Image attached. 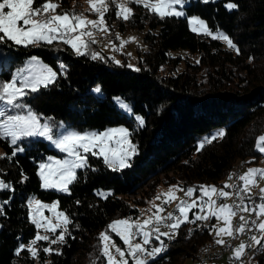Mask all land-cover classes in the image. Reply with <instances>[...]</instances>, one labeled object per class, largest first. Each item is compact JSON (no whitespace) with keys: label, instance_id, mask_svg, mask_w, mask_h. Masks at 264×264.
<instances>
[{"label":"trees","instance_id":"obj_1","mask_svg":"<svg viewBox=\"0 0 264 264\" xmlns=\"http://www.w3.org/2000/svg\"><path fill=\"white\" fill-rule=\"evenodd\" d=\"M83 1L59 0L57 10L92 13L86 7L82 11ZM228 3L238 7L229 9ZM128 6L132 14L124 20L116 15V3H109L105 23L109 30L122 32L145 28V47L136 48L135 66L128 64L125 53L115 59L96 42L85 50L86 55H77L59 39L27 47L0 43V80L10 79L14 67L30 55L40 56L59 73L55 83L22 98L40 119L51 118L49 122L76 130H102L121 123L136 147L131 166L117 171L105 165L103 157L88 154V166L76 170L77 180L68 194L41 187L39 162L56 153L43 138H22L17 145L0 139V179L11 184V189L0 190V264H106L100 233L106 231L123 245L107 225L135 215L159 182H180L196 189L197 195L199 186L220 183L236 163L260 155L255 138L264 127V0H189L185 15L164 18L142 4ZM191 15L204 20L213 32L227 34L239 51L221 39L193 31L187 19ZM92 52L102 58L92 59ZM61 63L65 70L59 68ZM97 87L100 94L94 92ZM117 96L129 105L130 114L117 103ZM219 130H224L223 138L199 148L205 137ZM17 146L23 151L9 160L5 154L11 155ZM98 191L110 194L105 199ZM31 196L58 201L71 220L64 243L50 244L61 228L46 233L49 241L37 242V258L27 249L16 254L19 245H27L36 233L27 206ZM209 232V228L197 229L194 237L176 232L167 258L160 253L149 264L194 259ZM45 247L54 251L44 253ZM258 258L264 264V251ZM128 264H133L130 256Z\"/></svg>","mask_w":264,"mask_h":264},{"label":"snow or ice","instance_id":"obj_2","mask_svg":"<svg viewBox=\"0 0 264 264\" xmlns=\"http://www.w3.org/2000/svg\"><path fill=\"white\" fill-rule=\"evenodd\" d=\"M203 2L208 3L210 0H203ZM88 3L91 10L97 14L98 20L87 19L82 13L71 10L58 12L57 9L60 8L59 0H0V34H2L0 35V43L11 41L15 45L27 47L29 45H40L41 42L51 44L54 40L59 39L64 44L71 45L77 55H86L85 50L89 49L92 43H95V40L92 39L93 32L91 29L108 30L105 24V13L109 10V3H116L119 9L116 15L124 20L130 19L132 14V9L127 6L128 3L142 4L161 18L185 15L183 11H178L175 8L176 5H182L184 0H119L118 3L117 0H88ZM225 6L229 9L238 7L234 3H228ZM189 23L199 25V29L205 35L211 36L212 39H222L229 48L236 49V45L227 34L219 30L214 33L208 28L205 21L199 17H191ZM89 26H91V29H89ZM192 30L198 31L195 26ZM84 37L89 39L85 40ZM116 38L119 39V34ZM130 39L134 40L135 38ZM123 43H126V41H122ZM91 58L98 59L102 57L98 52H92ZM30 59L35 63L29 76L22 77L21 74L24 69L17 68L10 79L0 80V102H2L0 104V117L4 118L0 120V139L10 138V143L17 145V142L22 138L41 137L49 141L59 152L65 153L69 157L49 156L47 157L49 163L41 162L39 164L38 175L42 181L41 187L71 194L69 186L77 180L76 170L88 166V154L103 157L104 164L113 171L130 167V156L135 154L136 147L128 139L129 131L127 128H109L104 132L77 131L66 129L62 123L49 122L51 118L41 123L39 115L23 103L22 98L29 95V92H38L41 87L47 88L50 84L55 83L59 73L53 70L52 67L40 63L35 56ZM59 68L65 70L66 65L61 63ZM94 92L100 94L101 89L97 87ZM116 99L119 101V98ZM120 106L127 111H131L129 106L122 101H120ZM25 109H27L26 114H22L21 110ZM12 110L17 111H15V114H10ZM136 119L143 124L142 118L137 117ZM224 135V130H219L210 137H205L200 142L199 148H202L205 142L211 143L217 138H223ZM255 146L258 151L264 153V134L257 137ZM94 149H98V152ZM17 151H23V149L17 146L11 155L5 154V156L11 160ZM21 175H23V172H21ZM232 175H229V180L232 179ZM257 177L264 179V169L250 167L238 176V180L242 182L240 185L225 184L222 188L211 185L199 186L202 196L207 197V200L202 201L199 205H197L196 200H193L191 204L180 201L177 205L179 215L170 212L167 216H161L160 213L164 210L163 207L153 205L156 211L143 222L132 221L131 218L116 219L107 225V229L115 233L127 246V253L132 258L133 264H149V260H154L157 255L165 250V243L160 237L174 238L182 224L211 221L212 218H216L218 221L222 220L223 227L217 228L215 224L210 226L212 230H215L217 237L215 243L222 246H231L229 241L223 239L224 236L236 238L238 233H244L246 230L251 231L254 227L261 235H252L250 237L251 244L241 241L239 245L233 248L235 260H241L246 248L252 245L264 247V188L260 189V203L252 200L250 195L247 197L251 201L252 207L244 204L245 196L241 195V193L251 192V187L257 185ZM177 187L172 186L168 193L163 194L164 204L176 199L173 190ZM225 188L235 189V195L239 197L241 202L239 205L217 203L218 199H227L233 195V192L225 191ZM4 189H11V184L0 179V190ZM179 190L184 191L185 195L189 197L196 192V189L192 187ZM97 194L106 199L110 193L105 194L98 191ZM214 195L217 199H213ZM156 199H161V194H158ZM3 203H7V201ZM58 203V201H54L51 205H48L36 200L34 197H30L27 205L30 209H33L31 222L38 229L44 227L51 233H55L58 228L63 229L59 236L50 240V244L64 243L65 234L67 233L66 226L71 223L69 216L63 211L55 213L57 219L55 224L40 215V210L55 208ZM195 207H199L200 212L204 214L197 213L194 220H189L188 212ZM205 208H207V212H205ZM235 208H240L241 211L248 212L249 215L255 213L256 219L251 221V226L248 219L243 215L240 216L242 223L239 225L232 224V218L237 215ZM2 211L3 206L0 204V213ZM161 225L166 227L167 231L161 232ZM204 226L209 227L208 224ZM68 234L70 235V233ZM136 236H142V241L132 243L133 238ZM153 237L160 241V246L152 247L149 250L146 246L151 243ZM42 240L49 241V236L37 233L27 245L21 243L16 254L19 255L22 250L27 249L33 258H37L39 249L34 245ZM99 240L103 244L102 255L107 259V264H128L125 251L112 240L106 231L100 233ZM112 249L118 254L119 259L113 254ZM52 251L54 250L51 247L43 248L44 253H51Z\"/></svg>","mask_w":264,"mask_h":264},{"label":"rangeland","instance_id":"obj_3","mask_svg":"<svg viewBox=\"0 0 264 264\" xmlns=\"http://www.w3.org/2000/svg\"><path fill=\"white\" fill-rule=\"evenodd\" d=\"M119 2V0H117V3ZM189 2V0H184V3L182 4V5H176L175 6V8H176V10H178V11H183L184 13H185V11H184V5L186 4V3H188ZM82 6H84V7H80L81 9H82V11L84 10L83 8H87V9H89L92 13H85V14H83L87 19H90V20H98V16H97V14L96 13H94L92 10H91V7H90V5H89V3H88V0H86V1H83L82 2ZM127 6H128V4H127ZM129 7V6H128ZM58 11V10H57ZM59 12V11H58ZM85 12V11H84ZM193 16H195V17H198L197 15H191V16H188L187 17V19H188V23H189V20L191 19V17H193ZM200 18V17H199ZM201 19V18H200ZM204 21V20H203ZM106 24V23H105ZM189 25L191 26V28H193L194 26L195 27H197V29H198V31L199 32H201V33H203V31L202 30H200L199 29V25H192V24H190L189 23ZM108 25L106 24V27H107ZM103 27V26H102ZM89 29H91V26H89ZM107 29L108 30H95V29H91L92 30V32H93V36H92V39H94L95 40V42H96V44H97V46L98 47H100V48H102L103 50H106L108 53H110L115 59H119L120 58V54L121 53H125L127 56H128V64L129 65H131V66H135L136 65V63H137V53H136V48H144L145 47V42H144V40H143V34H144V30H145V28H143V29H140V28H137V29H132V30H129V31H127V32H122V31H119V30H109V28L107 27ZM216 31H214V33H215ZM222 32V31H221ZM224 33V32H223ZM117 34H119V39H117L116 38V36H117ZM204 34V33H203ZM135 38L134 40H132V39H130V38ZM84 39H85V37H84ZM222 40V39H221ZM122 41H126V43H123L122 44ZM223 42H224V44H227L224 40H222ZM33 56H35V57H37L38 58V61L40 62V63H43V64H46V65H48V66H50V67H52L49 63H47V62H45L40 56H38V55H30V56H28L22 63H20V64H18V65H16L15 67H14V69H13V72H12V74L14 73V72H16V70H17V68H22V69H24V72L21 74V76L22 77H24V76H29L30 74H31V72H32V69H33V65H34V63L35 62H33V61H31V57H33ZM53 68V67H52ZM53 70H55L54 68H53ZM116 98H119V101L116 99V101H117V103L120 105V101H122L124 104H127L126 103V101H124L122 98H120V97H116ZM128 105V104H127ZM129 106V105H128ZM130 108V107H129ZM124 111L125 112H127L128 114H130L131 113V111H127V110H125L124 109ZM26 112L27 111H22V114H26ZM10 114H15V111H13V112H10ZM134 117H135V119L137 118V117H139L137 114H134ZM2 119H4L3 117H0V120H2ZM41 120V123H44L45 122V120H42V119H40ZM64 125V127L66 128V129H74V128H71V127H69V126H67V125H65V124H63ZM119 127H124V128H127L124 124H115V125H111V126H108V127H106L105 129H102V130H97V129H94V128H87V129H84V130H77V131H96V132H104L105 130H107V129H109V128H119ZM76 130V129H75ZM262 134H264V127L261 129V131H259V133L256 135V138H255V145H256V139H257V137L258 136H260V135H262ZM9 140H10V138H8ZM44 139V138H43ZM128 139H129V141L134 145V143L131 141V139H130V137H128ZM46 142H47V144L49 145V146H51L52 148H54L55 150H56V153H54V152H51V153H48V154H46L45 155V157L39 162V164L41 163V162H44V163H49V161L47 160V157H49V156H53V157H57V158H69V157H67V155L65 154V153H61V152H59V150L58 149H56L49 141H47L46 139H44ZM113 146H114V144H113ZM255 148H256V146H255ZM257 149V148H256ZM94 151H97L98 152V149H94ZM262 154H264V153H261L260 152V155L257 157V159L256 160H254V161H251V162H249V163H252V166H253V168H261V169H264V161H262L264 158H262L261 156H262ZM133 155V154H132ZM132 155L130 156V158L132 157ZM264 157V156H263ZM255 157H252V159H254ZM262 158V159H261ZM248 161L249 160H251L250 158H246ZM129 162H130V160H129ZM241 164H243V166H242V168H241V174H243L244 172H246L247 171V169H248V163L246 164H244L243 162H238V163H236L235 165H241ZM246 166V167H245ZM245 167V168H244ZM38 171H39V166H38ZM225 178H226V176H225ZM224 178V179H225ZM221 181H222V179H221ZM41 183H42V181H41ZM216 184L217 183H215L214 184V186H216ZM172 186H178L177 188H175L174 190H173V193H174V196L177 198V197H180V196H182V195H184L185 194V192L184 191H180L179 189H185V187L184 186H182V184L180 183V182H176V181H170V182H164V181H161V182H159L158 183V185L156 186V188H155V193H154V195L152 196V197H150L149 198V200L145 203V204H141V205H139L138 206V208H139V210H138V212L135 214V215H129V216H122V217H119V218H116V219H125V218H131V220L132 221H140V222H143V220H145V219H147V218H149L150 216H152L153 215V213L156 211V208L153 206V205H161L162 207H163V211L160 213V215L162 214V213H168L169 212V210L173 207V202L176 200V199H172L171 200V202H169V203H167V204H164L163 203V200H164V196H163V194H165V193H168L169 192V189H170V187H172ZM255 189L256 188H264V179H261V178H259V177H257V185L256 186H253ZM142 188H144V186L143 187H140L139 188V191H137V193H136V195L137 196H139L140 195V192H141V189ZM187 189V188H186ZM251 192H255V190L254 191H251ZM258 193V192H257ZM158 194H161V199H156V196L158 195ZM259 194V193H258ZM130 196H132V194H129ZM133 195H135V194H133ZM260 195V194H259ZM31 197H34L36 200H39V201H41L42 203H44V204H48V205H51L54 201H56V200H52V201H45V200H41V199H39L38 197H36V196H31ZM30 198V197H29ZM187 199H189V201L187 202V203H189V204H191L192 203V201L193 200H196V202H197V205H199L202 201H206L207 200V197H203L202 196V194H201V192L200 193H198L197 195H195L194 193H193V195L191 196V197H189L188 196V198ZM213 199H215V196H213ZM29 200V199H28ZM223 203H225V204H228L227 203V201H226V199H224V201H222ZM221 203V202H220ZM205 209H207V208H205ZM195 210V208H193L192 209V212ZM61 210L59 209V207H58V204L56 205V207L55 208H44V209H42V210H40V215L42 216V217H46L47 218V220H49V221H51L52 223H57V219H56V216H55V213L56 212H60ZM196 211V210H195ZM198 212L196 211L195 212V214H197ZM29 214H30V217L32 216V214H33V209H30L29 208ZM199 214H201V212L199 213ZM202 215H203V213H202ZM189 217V216H188ZM195 217V216H194ZM37 218H40V217H37ZM116 219H113V220H116ZM112 220V221H113ZM111 221V222H112ZM110 222V223H111ZM215 222V223H214ZM212 224H215L216 226H217V228H219V227H223L224 226V224H223V221L222 220H220V221H218V220H216V218H213V220H212ZM211 224V225H212ZM182 225H184V224H182ZM181 225V226H182ZM210 225V226H211ZM180 226V227H181ZM209 226V231L211 232V234H210V232H209V235H210V237H211V235H214L215 236V238H217L216 237V235H215V230H212L211 229V227ZM63 229L61 228V231H62ZM163 231H167V230H161V232H163ZM102 232H104V231H102ZM37 233H39L40 235H46V233H48V231L44 228V227H40L39 229L36 227V233H35V236L37 235ZM108 234V233H107ZM111 238H112V240L118 245V246H120L124 251H125V258L128 260L129 259V256H128V253H127V246L126 245H124V243H123V241H122V243H123V245H121L118 241H116L115 239H114V237L113 236H111L110 234H108ZM176 235V234H175ZM34 236V237H35ZM165 237L164 236H161L160 237V239L161 240H165L164 239ZM34 239V238H33ZM32 239V240H33ZM142 239H143V237L141 236V238H139L137 241H135V240H132V243H138V242H141L142 241ZM153 239V242H152V240H151V243L148 245V248H149V250L152 248V247H158V246H160V241H158V240H156L155 238H152ZM171 239H173V238H171ZM223 239H230V237H227V236H224L223 237ZM29 243V242H28ZM27 243V244H28ZM241 243V241L239 240V241H237L236 242V244L234 245V247L235 246H237V245H239ZM34 247H35V245H34ZM102 248H103V244H102ZM112 252H113V254L114 255H116L117 256V259H119V256H118V254H116L115 253V250L114 249H112ZM163 253H165V252H161V254H163ZM106 264H107V259H106ZM181 264H200V262H199V260L197 259H193V258H190V257H187V258H185L184 260H183V262L181 263ZM205 264H215L214 262H212V261H206L205 262ZM219 264H227V262H226V259H225V256H222V257H220L219 258Z\"/></svg>","mask_w":264,"mask_h":264},{"label":"bare ground","instance_id":"obj_4","mask_svg":"<svg viewBox=\"0 0 264 264\" xmlns=\"http://www.w3.org/2000/svg\"><path fill=\"white\" fill-rule=\"evenodd\" d=\"M264 161V159L262 160ZM243 164L241 165H235L228 173V175L226 176L225 179H223L222 181H220V183H218L216 185L217 188H222L225 186V184H237L239 185V180L238 178H234L236 176V173L237 171L238 172H241V168H242ZM230 174H233L232 175V179L229 180V175ZM225 191H229V192H233V195L229 198L226 199L228 205H231L232 204V201H233V197H234V191L235 189H231V188H225ZM256 193V201H260L259 200V194L257 192ZM215 196V195H214ZM188 196L185 198L184 201L188 202L189 199H187ZM215 199H217V197L215 196ZM224 201V198H220L217 200V203H220ZM223 203V202H222ZM247 205L249 207H252V203H247ZM173 208V207H172ZM171 211V209L169 210V212ZM198 213H200V210H196ZM193 212L192 216H191V220H194L195 219V212ZM168 212V213H169ZM205 212H207V209H205ZM204 214V213H203ZM247 214H249L247 212ZM254 214V213H252ZM202 215V213H201ZM243 215L246 217V212H243V211H239V218L240 216ZM213 220V218H212ZM204 221H196L195 223H185L184 225H182L178 230L180 231L185 237H190L192 236L195 231H197V229H201L202 228V224H203ZM215 223V222H214ZM212 224V222L209 224V226ZM232 224L233 225H236V217H233L232 218ZM204 228H209V227H204ZM203 228V229H204ZM191 230V231H190ZM194 237V235H193ZM141 238V236H136L134 237L133 239H139ZM154 238V237H153ZM152 239V238H151ZM165 239V238H164ZM215 236L214 235H211V237H209V239L207 241H205V243H203L200 248L198 249L197 251V254H196V257L195 259L199 260L200 264H201V261L203 259H208V258H215L217 255H220V257L222 256H225V258H231V257H234L233 255V248H234V245L230 246V248L228 250H224V246L222 245H217L215 243ZM152 242H153V239H152ZM154 243V242H153ZM164 243H165V240H164ZM170 249V245L167 246V253L170 252L169 251ZM261 251H264V247H260V249L257 251V259L258 258V254L261 252ZM164 252V251H163ZM167 258V256L165 257ZM212 262H214L215 264H219V260H211ZM234 264H249V255H243L241 257V260H236ZM259 264V262H258Z\"/></svg>","mask_w":264,"mask_h":264},{"label":"built area","instance_id":"obj_5","mask_svg":"<svg viewBox=\"0 0 264 264\" xmlns=\"http://www.w3.org/2000/svg\"><path fill=\"white\" fill-rule=\"evenodd\" d=\"M240 174H241V172L237 171L236 176L234 178H238V176ZM240 184H242V182L239 181V185ZM185 190H186V188H185ZM241 195L245 196V200H244V204L245 205H247V203H251V201L247 198L249 195L251 196L252 200H255L256 203H260V201H256V193L255 192L241 193ZM186 197H187V195H185V194L180 196V197H177L176 200L173 202V208H171L170 212L174 213L175 215H179V213L177 211V205L180 203V201H184ZM240 203H241L240 199H239L238 196L235 195V191H234V197H233V201H232L231 205H239ZM195 210H200V208L199 207H195ZM235 211L237 212V215L235 216L236 217V225H239L240 223H242V221L239 218V211H241V210H240V208H235ZM193 212H192V214H193ZM167 214L168 213H162L161 216H167ZM191 216H189V220H191ZM246 218L248 219L249 225L251 226V221L253 219H256L255 213L249 215L246 212ZM211 222H212V220L211 221H204L203 224H202V228L205 227L204 226L205 224L209 225ZM160 230H167V228L164 227L163 225H161V229ZM252 235L260 236L261 233H259L254 227H252L251 231L246 230L244 233H238L236 238L226 239V241H229L231 246L235 245L236 242L239 241V240L245 242L246 244H251L250 237ZM133 240L137 241L138 239H133ZM171 240L172 239H170L168 237H165V250H164L165 253H163L164 257H166L168 255L167 254V246L170 245ZM146 247H148V245ZM229 248H230V246H224V250H228ZM257 249L258 250L260 249L259 245H252L251 247H248V248L245 249L244 255H249V264H258L259 259H257V251H258ZM219 258H220V255H217L215 258L203 259L201 261V264H205V262L208 261V260L209 261H211V260H219ZM225 259H226L227 264H234L235 261H236L235 257L225 258Z\"/></svg>","mask_w":264,"mask_h":264},{"label":"crops","instance_id":"obj_6","mask_svg":"<svg viewBox=\"0 0 264 264\" xmlns=\"http://www.w3.org/2000/svg\"><path fill=\"white\" fill-rule=\"evenodd\" d=\"M263 156H264V154H262V158H264ZM262 158H261V159H262ZM246 164H247V163H246ZM245 167H246V166H245ZM245 167H244V168H245ZM247 167H248V168H250V167L253 168L252 163H249V162H248V166H247ZM260 189H261V188H256V189H255L254 187H251V191H254V190H255V192H258L259 194H260Z\"/></svg>","mask_w":264,"mask_h":264}]
</instances>
